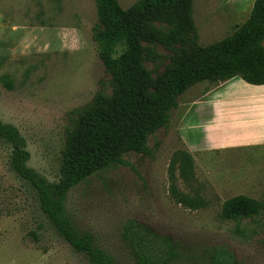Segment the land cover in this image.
<instances>
[{"label": "rangeland", "instance_id": "1", "mask_svg": "<svg viewBox=\"0 0 264 264\" xmlns=\"http://www.w3.org/2000/svg\"><path fill=\"white\" fill-rule=\"evenodd\" d=\"M118 1L125 8L136 0ZM219 2L193 0L200 45L233 30ZM95 20L93 0H0V120L18 129L28 166L50 182L58 179L69 111L99 90L109 92V74L92 40ZM154 49L167 63L169 52L161 44ZM145 65L155 73L163 68ZM176 107L167 125L148 137L146 154H124L68 191L64 204L73 225L89 232L116 264H134L121 237L130 220L170 239L178 252L170 264H207L208 251L221 245L236 264H264V218L236 223L219 216L222 202L235 195L264 202V146L191 151ZM195 135L194 129L187 133L191 141ZM184 153L193 160L186 176L180 173ZM9 156V144L0 139V264H89L56 233ZM171 185L200 204L176 203Z\"/></svg>", "mask_w": 264, "mask_h": 264}, {"label": "trees", "instance_id": "2", "mask_svg": "<svg viewBox=\"0 0 264 264\" xmlns=\"http://www.w3.org/2000/svg\"><path fill=\"white\" fill-rule=\"evenodd\" d=\"M93 2L92 40L109 74V92L99 90L89 102L69 111L57 181H48L28 166L25 140L14 125L0 120V139L10 146V168L34 190L40 211L56 233L89 264H116L93 243L89 232L73 225L64 204L66 194L98 171L120 163L124 154H146L148 137L167 125L179 96L196 83L216 84L238 76L264 84V0H255L246 20L229 35L206 45L198 42L193 0H136L125 8L118 0ZM155 44L169 52L167 63ZM147 61L162 70L153 72ZM192 166L191 155L184 153L181 175L191 174ZM170 190L175 202L186 208L200 204L174 185ZM219 216L236 223L257 221L264 218V202L235 195L222 202ZM121 237L134 264H170L177 258L170 239L143 224L126 222ZM206 263L236 264L224 245L211 248Z\"/></svg>", "mask_w": 264, "mask_h": 264}, {"label": "crops", "instance_id": "3", "mask_svg": "<svg viewBox=\"0 0 264 264\" xmlns=\"http://www.w3.org/2000/svg\"><path fill=\"white\" fill-rule=\"evenodd\" d=\"M254 1L221 0L218 4L225 8L226 25L234 29L242 24ZM203 83L183 92L176 107L180 134L189 148L216 151L264 146V84L248 83L238 76L216 84ZM192 129L197 134L194 142L187 137Z\"/></svg>", "mask_w": 264, "mask_h": 264}]
</instances>
